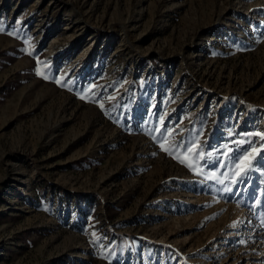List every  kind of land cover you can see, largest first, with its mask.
I'll return each mask as SVG.
<instances>
[{"label": "rangeland", "instance_id": "374dc122", "mask_svg": "<svg viewBox=\"0 0 264 264\" xmlns=\"http://www.w3.org/2000/svg\"><path fill=\"white\" fill-rule=\"evenodd\" d=\"M262 136L264 0H0V264H264Z\"/></svg>", "mask_w": 264, "mask_h": 264}, {"label": "snow or ice", "instance_id": "6c2138e0", "mask_svg": "<svg viewBox=\"0 0 264 264\" xmlns=\"http://www.w3.org/2000/svg\"><path fill=\"white\" fill-rule=\"evenodd\" d=\"M41 75H43L42 73H41ZM45 79H47V77L45 76L44 77ZM58 84L60 83L59 81H56ZM81 98H83V97H81ZM101 107H103V105H101ZM262 139H264V136H262ZM161 148H162V150H164V151H168V149H165L164 148V145L163 144H161ZM187 150H190V149H186V151ZM169 155H172V153L171 152H169ZM181 162H183V161H181ZM251 163H252V161H251V157H250V155L249 156H245L243 159H241V160H238L237 161V167H239V169H240V172L239 173H237V175H241V174H243V173H245L250 167H251ZM222 182V181H221Z\"/></svg>", "mask_w": 264, "mask_h": 264}]
</instances>
